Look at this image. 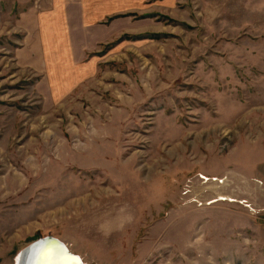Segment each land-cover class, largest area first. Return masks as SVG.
I'll return each instance as SVG.
<instances>
[{"label":"rangeland","instance_id":"rangeland-1","mask_svg":"<svg viewBox=\"0 0 264 264\" xmlns=\"http://www.w3.org/2000/svg\"><path fill=\"white\" fill-rule=\"evenodd\" d=\"M143 1L52 97L0 0V264H264V2Z\"/></svg>","mask_w":264,"mask_h":264},{"label":"crops","instance_id":"crops-1","mask_svg":"<svg viewBox=\"0 0 264 264\" xmlns=\"http://www.w3.org/2000/svg\"><path fill=\"white\" fill-rule=\"evenodd\" d=\"M239 1L242 0H229V3ZM13 2L18 11L12 32L22 35L20 45L14 50L15 62L39 76L40 86L52 97L76 83L73 69L81 68L79 65L84 64L88 53L113 39L127 22L126 18H115L109 24L102 21L129 12L140 3L137 0Z\"/></svg>","mask_w":264,"mask_h":264},{"label":"water","instance_id":"water-1","mask_svg":"<svg viewBox=\"0 0 264 264\" xmlns=\"http://www.w3.org/2000/svg\"><path fill=\"white\" fill-rule=\"evenodd\" d=\"M54 247L60 248L67 256L74 258L77 264H85L81 256L70 251V249L61 239L50 235L39 238L22 249V251L19 253L18 264H39V262H41L40 264H50L46 254H50L52 248ZM42 253L45 255L42 259H39V255Z\"/></svg>","mask_w":264,"mask_h":264},{"label":"bare ground","instance_id":"bare-ground-1","mask_svg":"<svg viewBox=\"0 0 264 264\" xmlns=\"http://www.w3.org/2000/svg\"><path fill=\"white\" fill-rule=\"evenodd\" d=\"M44 255H45L44 253L39 255V259H42L44 257ZM18 257L16 259L17 264L19 263ZM46 257H48L47 259H48V262H50V264H77L76 260L74 258L67 256L60 248H57V247L52 248L50 254H46ZM40 263L41 262H39V264Z\"/></svg>","mask_w":264,"mask_h":264}]
</instances>
